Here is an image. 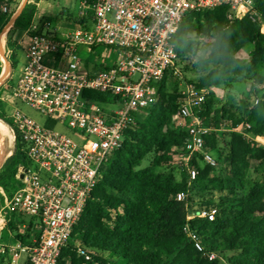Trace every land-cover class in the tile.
Returning <instances> with one entry per match:
<instances>
[{
    "label": "trees",
    "instance_id": "16d2710c",
    "mask_svg": "<svg viewBox=\"0 0 264 264\" xmlns=\"http://www.w3.org/2000/svg\"><path fill=\"white\" fill-rule=\"evenodd\" d=\"M38 1L27 4L9 32L7 51L13 70L19 60L18 42L11 33L29 30ZM4 3L10 9L15 0H0V33L10 20L9 12L1 9ZM254 4L257 15L243 18H231V8L226 4L185 16L173 44L177 64L184 72H194L197 81L184 72L181 76L168 71L156 84L157 102L130 124L123 146L103 164L102 176L57 264H264V146L239 131L249 123L254 134H264V75L260 72L264 64V0H254ZM201 36L206 39L204 45L199 41ZM247 44L253 46L250 58H240L238 53ZM202 49L206 50L205 57L200 55ZM101 67V63L95 64V69ZM2 69L0 56V75ZM245 73L255 75L253 97L242 96L237 107L216 104L214 88L232 86ZM182 83H193L206 92L200 115L213 128L205 141L218 161L217 166H211L202 158L194 159L199 174L190 187L189 209L186 202L176 199L189 179L186 170L177 166L180 180L172 170H165L172 167V148L182 147L189 140L187 127L176 123ZM89 94L101 102L111 100L107 93ZM8 107L0 99V119L10 126ZM47 124L54 126L55 122L49 120ZM221 131L230 132L225 147H221ZM15 146L0 167V186L8 197L23 185L17 176L19 166L30 164L27 143L18 131ZM151 154L150 164L141 167ZM218 168L220 174L227 173L228 192L195 202L193 195L201 197L209 192L208 180ZM252 170L260 171L261 178L245 190ZM203 207H216V218H194L190 224L202 235L205 250L216 252L215 259L199 251L183 231L189 210ZM34 220L11 214L7 230L27 243L33 236ZM24 222L29 223L26 229L21 228ZM77 242L84 253L76 247Z\"/></svg>",
    "mask_w": 264,
    "mask_h": 264
},
{
    "label": "built area",
    "instance_id": "2783aa9c",
    "mask_svg": "<svg viewBox=\"0 0 264 264\" xmlns=\"http://www.w3.org/2000/svg\"><path fill=\"white\" fill-rule=\"evenodd\" d=\"M223 4L230 6L231 18L257 15L254 0H77V11L61 16L76 29L59 34L55 28L50 31L47 22L44 32L33 18L26 31L30 44L19 80L5 82L0 96L9 107L22 101L48 117L41 124L18 107L9 113L12 133L16 136L18 131L27 143L30 164L19 166L17 176L24 175L23 185L12 197L0 186V234L10 215L16 214L35 219L33 236L27 243L0 240V264L58 263L102 176L103 164L123 146L130 124L157 102L156 84L168 71L181 74L173 40L182 20L189 13ZM1 9L8 12L9 5L4 3ZM99 47L116 52L118 59L110 62L106 55L97 60ZM97 62L102 64L99 69ZM89 91L107 93L111 100L101 102ZM205 100L204 90L193 83L181 84L176 123L187 127L189 140L172 148L171 164L188 174L185 189L176 194L188 209L190 187L199 174L194 159L218 165L206 147L205 136L213 128L200 115ZM49 120L55 125H48ZM59 124L70 133L57 129ZM239 131L264 146V134H254L249 123ZM217 211L216 207L189 210L183 228L209 259L217 254L205 250L202 235L190 221L214 220ZM28 226L21 224L23 229ZM76 247L84 253L79 242Z\"/></svg>",
    "mask_w": 264,
    "mask_h": 264
},
{
    "label": "rangeland",
    "instance_id": "374dc122",
    "mask_svg": "<svg viewBox=\"0 0 264 264\" xmlns=\"http://www.w3.org/2000/svg\"><path fill=\"white\" fill-rule=\"evenodd\" d=\"M24 0H15V3L10 7L9 9V17L10 19L14 16V14L18 11V9L21 7L22 3ZM61 1V4L63 2V5L66 3H64V1ZM78 9V5H73V7H71V9L68 10L71 11L72 13H75ZM66 12V11H65ZM64 13H62V11L59 9L55 11L54 15L57 19H61L62 17L64 18ZM62 16V17H61ZM45 21V20H44ZM43 22V21H41ZM61 27L64 28L63 32H68V30H72V29H76L77 25L73 22H69L68 20H64L61 21ZM13 26H9V29L7 30L6 36H5V42H4V49L6 50V54L9 56V52L7 51V40H8V36H9V32L11 30ZM262 28L264 27L263 25L261 26ZM23 31L20 30H15L11 33V36H13L14 40L17 41V39H19V37L22 35ZM199 41L201 43V45H204L206 39L204 36H201L199 38ZM18 44V43H17ZM17 50H18V60H19V64L17 66V68H15L14 70L11 67V63H10V71L8 72L7 76L5 78H3L0 82V96H2V90H3V85L5 84V82H7L8 84H15L18 82L19 77L21 75V71L22 68L25 65L26 62V56H25V48L27 45L24 44V40L23 43L21 45H17ZM250 44H247L246 47H244L239 53L238 56L240 58H246L249 59V51H250ZM98 53H97V60L98 58L101 56H108L110 58V62H113L115 60L118 59V54L114 51H108L103 47H99L98 49ZM200 55L205 57L207 55L206 50H201L200 51ZM1 56V60L3 62V68H5V60L3 58V56L0 54ZM9 58V57H8ZM10 61V60H9ZM177 67L180 71L181 74H183V70L181 68V66L179 64H177ZM3 71L4 69H2V73L0 76L3 75ZM260 72L261 74L264 75V64L261 65L260 67ZM187 77L193 81H197V75L194 72L191 71H186L184 72ZM180 74V75H181ZM182 76V75H181ZM255 82V75L252 73H245L243 74L241 77H239L237 79V81L233 82L232 86H227V85H222L220 87H217V91H215L216 93V104L219 105H232L233 106H238L237 104L240 101V98L244 95H248L253 97V93H252V88H253V84ZM14 107H18L20 110H22L26 115H28L29 117L35 119L36 121H38L41 124L46 123L48 117L47 115L43 114L41 111L29 106L28 104L22 102V101H18L14 106L12 107H8L9 109V113L12 109H14ZM1 122H3L6 126L7 129V133H8V137H6V139L4 138L5 141V146L3 147V157L2 160L0 162V167L3 165V163L5 162V160L15 151V136L12 133L10 126L3 121L2 119H0ZM57 129L62 130V131H67L68 133L69 130H67V128L64 125H57ZM225 131H221L220 135H221V147H225V144L227 142H229L230 140V132H227L225 134ZM7 143V144H6ZM9 152V153H8ZM153 159V154L147 156L144 161L141 164V167H145L147 165L150 164V162ZM165 170L170 171L172 170L176 177L178 178V180H180L181 178V172L179 171V169L177 168V166L172 165V167H168ZM164 170V171H165ZM218 171V172H217ZM215 171L214 173H212L213 178H211V180H208V188H209V192L204 195V196H197V195H193V200L195 202H200L202 200H208L210 198H218L221 195H225L228 192V186H229V182L227 181V173L226 172H222L221 174L219 173V168L218 170ZM221 171V170H220ZM261 178V174L260 171L257 170H252L249 175H248V180H247V185L245 187V190H248L250 186H252L253 182L257 181L258 179ZM0 204H2V197L0 195ZM260 217V216H259Z\"/></svg>",
    "mask_w": 264,
    "mask_h": 264
},
{
    "label": "crops",
    "instance_id": "0c3cea01",
    "mask_svg": "<svg viewBox=\"0 0 264 264\" xmlns=\"http://www.w3.org/2000/svg\"><path fill=\"white\" fill-rule=\"evenodd\" d=\"M64 1V3H66V5H63V2L61 4V1L59 0H39L37 2V10L36 13L34 15V18L36 19V21L41 23V27L42 30L45 32L46 31V26L45 24L48 22L50 23V31H53L54 28L57 29V33H63L64 28L61 27V21L62 18L57 19L54 15L55 11L59 9V11L61 10L62 13L65 11H69L71 9V7H73V5H77V0H62ZM69 8V10H68ZM45 20V21H44ZM43 21V22H41ZM71 30V29H70ZM69 31V30H68ZM65 32V31H64ZM24 40V44L27 45L26 48L24 49L25 51V56H26V49L30 44V37L29 35L26 33V31H24L22 33V35L19 37V39H17V42L19 45H21L23 43ZM251 45V44H250ZM252 45L250 46V50L252 49ZM215 91H217V87L214 88ZM217 93V92H216ZM0 240L4 241V242H14L16 239L13 235L12 232L6 229L0 234Z\"/></svg>",
    "mask_w": 264,
    "mask_h": 264
},
{
    "label": "bare ground",
    "instance_id": "6f19581e",
    "mask_svg": "<svg viewBox=\"0 0 264 264\" xmlns=\"http://www.w3.org/2000/svg\"><path fill=\"white\" fill-rule=\"evenodd\" d=\"M9 26H10V24H8L5 27V29L2 31V33L0 35V43H1V46H2L3 49H4L5 36H6L7 30L9 29ZM3 69H4V71H3L2 79L5 78L7 76V74H8L7 67L5 66V68H3ZM6 137L9 138L6 126H5V124L3 122L0 121V162H1L3 154H4L3 147L5 146L4 143L6 141V140L4 141V138L6 139Z\"/></svg>",
    "mask_w": 264,
    "mask_h": 264
},
{
    "label": "water",
    "instance_id": "95a60500",
    "mask_svg": "<svg viewBox=\"0 0 264 264\" xmlns=\"http://www.w3.org/2000/svg\"><path fill=\"white\" fill-rule=\"evenodd\" d=\"M31 0H24L21 7L18 9V11L14 14V16L9 20V22L5 25V27L10 24V26H13L14 23L16 22V20L18 19V17L22 14V12L24 11L25 7L27 6V4L30 2ZM5 27L3 28V30L5 29ZM2 30V31H3ZM1 31V33H2ZM0 33V35H1ZM0 54L3 56L5 62H6V67L8 69V72L10 71V61L8 58V55L6 54V50L2 48L1 43H0ZM2 80V76H0V82ZM23 174L20 175V178H23Z\"/></svg>",
    "mask_w": 264,
    "mask_h": 264
}]
</instances>
